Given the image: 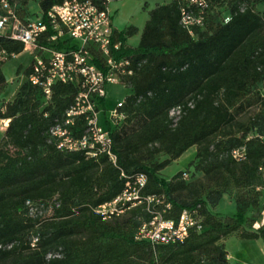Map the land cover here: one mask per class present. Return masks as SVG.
I'll return each instance as SVG.
<instances>
[{
  "label": "trees",
  "instance_id": "trees-1",
  "mask_svg": "<svg viewBox=\"0 0 264 264\" xmlns=\"http://www.w3.org/2000/svg\"><path fill=\"white\" fill-rule=\"evenodd\" d=\"M67 1L74 0H38L40 19L47 22L49 11ZM76 1L109 7L108 0ZM202 1L203 7L182 0L156 6L136 47L127 41L138 28L113 30L112 46L120 44L113 57L128 60L133 71L122 81L130 91L119 109L123 120L107 122L116 165L106 154L90 158L50 142L51 127L75 103L77 84H54L47 101L29 81L34 60L18 69L26 81L0 106V120L9 121L0 140V264H231L228 238L264 243V226L253 229L264 209V0ZM8 2L19 19L33 22L27 0L22 9ZM184 9L204 17L203 26L191 29L195 36L182 24ZM53 34L48 26L39 45L76 48L69 40L49 42ZM24 52L22 42L0 33V93L8 86L2 67ZM92 54L107 72L101 54ZM99 104L106 110L105 100ZM179 107L174 123L170 113ZM77 128L84 131L83 120ZM192 148V179L184 178L187 172L164 178ZM138 175L148 178L143 195L172 204L166 219L199 208L202 229H191L183 244L154 246L137 240L149 219L144 207L111 221L96 214ZM230 193L235 213L214 211ZM55 253L61 257L48 259Z\"/></svg>",
  "mask_w": 264,
  "mask_h": 264
},
{
  "label": "built area",
  "instance_id": "built-area-1",
  "mask_svg": "<svg viewBox=\"0 0 264 264\" xmlns=\"http://www.w3.org/2000/svg\"><path fill=\"white\" fill-rule=\"evenodd\" d=\"M182 1L189 5L204 6L202 0ZM2 6L6 15L0 16V33L9 34L11 38L25 45V51L31 52L34 65L29 81L41 87L46 100L49 101L51 98L56 83H75L79 87L74 105L51 127L50 142L61 151L85 152L90 158L106 154L116 165L117 156L113 152L110 130L108 127H103L99 121V114L102 111L99 102L106 99V89L109 85H122L123 78L132 75L133 71L128 60H117L113 57L114 27L109 7L102 10L92 2L67 1L49 11L47 22L38 19L26 24L19 19L8 0H2ZM182 24L195 36L191 29L194 25L203 26L204 17L195 16L184 9ZM48 26L54 31V34L47 38L49 42L57 44L69 40L72 43L77 42L76 48L57 51L40 46L38 41L46 33ZM113 48L118 50L120 44ZM92 49L97 50L103 57L108 68L107 72L94 64ZM123 103H120L107 119L112 126H116L124 118L119 113ZM181 115L180 107L170 113L174 123H177ZM78 120H83L85 123L81 134H78ZM8 123V120H4V127ZM234 155L240 157L241 154L235 152ZM184 178L187 179L188 174H184ZM147 183L146 175L128 179L123 192L113 201L96 208V214L104 221H111L136 208L144 207L149 219L142 222L137 240L148 241L154 246L183 244L191 229H202L199 208L185 210L176 221L166 219L165 216L171 210L172 204L165 196L143 195ZM263 226L264 209L261 219L254 223L253 229L258 231ZM60 257L59 253L48 255V259Z\"/></svg>",
  "mask_w": 264,
  "mask_h": 264
},
{
  "label": "rangeland",
  "instance_id": "rangeland-1",
  "mask_svg": "<svg viewBox=\"0 0 264 264\" xmlns=\"http://www.w3.org/2000/svg\"><path fill=\"white\" fill-rule=\"evenodd\" d=\"M24 0H14L15 4L23 8ZM27 18L31 21L40 19V8L38 0H27ZM109 10L112 15L113 27L118 31L125 30L130 26L143 30L148 18L149 11L158 5L170 3L172 0H108ZM141 38V33L128 39L129 46H138ZM77 44V42H73ZM33 56L29 50L24 53L14 56L2 67L6 76L8 86L3 93H0V105L3 101L13 100L17 94L19 87L26 81L23 74H17L18 69L28 68ZM107 95L105 99L106 110H102L99 114L100 124L107 128V119L114 112L117 106L124 102L130 91L124 85L111 84L106 89ZM4 132L0 129V140L3 138ZM196 156V149L192 148L187 151L178 161L174 162L163 171V176L170 179L179 172H187V181L192 179L193 171L188 170L190 163ZM196 175V174H195ZM197 176V175H196ZM264 181V180H263ZM264 203V196L262 199ZM214 211L222 215H231L236 211L233 194H228ZM228 253L231 255V264H264V243L262 241H242L235 236L228 238L225 241Z\"/></svg>",
  "mask_w": 264,
  "mask_h": 264
},
{
  "label": "crops",
  "instance_id": "crops-1",
  "mask_svg": "<svg viewBox=\"0 0 264 264\" xmlns=\"http://www.w3.org/2000/svg\"><path fill=\"white\" fill-rule=\"evenodd\" d=\"M173 1V0H172ZM171 1V2H172ZM139 33H142V30H141V32H140V30H139ZM138 33V34H139ZM132 47H134V46H132ZM136 47V46H135ZM10 101H12V100H10ZM8 102V101H7ZM1 106V105H0ZM8 125H9V123H8ZM8 125L7 126H5L4 127V120H0V129H2V131L3 132H5L6 131V129H7V127H8ZM4 135V134H3ZM163 173V172H162ZM162 176H163V174H162ZM164 177V176H163ZM171 179V178H170ZM169 180V179H168ZM223 201V200H222ZM257 241H261V240H257ZM229 260H231V255L229 254Z\"/></svg>",
  "mask_w": 264,
  "mask_h": 264
}]
</instances>
